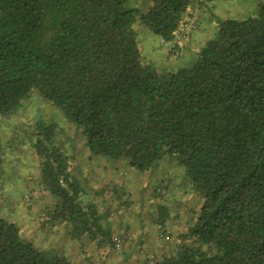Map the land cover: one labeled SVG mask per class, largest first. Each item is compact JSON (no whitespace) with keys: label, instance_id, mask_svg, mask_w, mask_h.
Returning a JSON list of instances; mask_svg holds the SVG:
<instances>
[{"label":"trees","instance_id":"trees-1","mask_svg":"<svg viewBox=\"0 0 264 264\" xmlns=\"http://www.w3.org/2000/svg\"><path fill=\"white\" fill-rule=\"evenodd\" d=\"M196 2L204 4L151 0L142 10L129 0H0V117L38 91L92 154L145 171L175 153L203 202L193 239L181 233L175 251L153 264H264V4L245 18L220 20L189 66L157 69L138 46L136 24L171 42ZM55 131L37 123L31 145L40 185L55 198L50 222H66L72 238L86 234L99 248H115L97 206L83 201ZM2 164L0 143V189ZM168 216L159 205L161 227ZM0 264L74 263L24 240L0 210Z\"/></svg>","mask_w":264,"mask_h":264},{"label":"rangeland","instance_id":"rangeland-1","mask_svg":"<svg viewBox=\"0 0 264 264\" xmlns=\"http://www.w3.org/2000/svg\"><path fill=\"white\" fill-rule=\"evenodd\" d=\"M201 1L204 4H200L198 26L188 31L187 37L180 42L182 49L176 54L170 52V42L162 41L142 25H135L143 61L167 71L189 66L205 41L214 35L220 20L245 18L257 12L258 3L264 4V0ZM150 4L151 0H129L128 6L144 10ZM37 123L56 125L55 140L71 154L74 174L79 175L81 180L85 177L88 185L108 184L102 192V196L107 195L105 208L100 209L102 220L110 226L113 234H121L123 228L135 234V249L142 264H153L164 254L173 253L179 243L178 236L181 233L189 235L203 199L188 180L175 153H166L155 167L145 171L136 170L126 159L92 154L80 130L66 120L59 108L34 91L11 114L0 117L3 152L0 210L2 217L18 225L24 240L50 255L62 254L74 264H132L130 261H115L114 249L116 252L121 250V236H115L119 245H115L114 249L108 246L99 252L89 237L90 241L84 237L69 236L65 232L68 227L66 222H50L47 209L54 205L55 198L39 190V158L31 146ZM114 182H117V192ZM162 204L169 210L163 227L157 223L158 207ZM37 223L55 230H46L42 226H39L42 229L37 228ZM159 232L160 238L157 239L155 236ZM188 238L190 241L193 239L191 235ZM158 244L164 245L163 251L158 250ZM91 247L95 248L91 253L93 258L78 262V257H84L82 249L88 254ZM203 249L209 254L216 252L213 246H204Z\"/></svg>","mask_w":264,"mask_h":264},{"label":"crops","instance_id":"crops-1","mask_svg":"<svg viewBox=\"0 0 264 264\" xmlns=\"http://www.w3.org/2000/svg\"><path fill=\"white\" fill-rule=\"evenodd\" d=\"M197 32H198V29L196 31H194V34L197 33ZM74 175H76L79 178V180L81 181V183L84 186L85 192L82 195L83 201L87 202V203H94L97 206L99 212H100L101 208H105L104 207V204L106 203L105 202V197L107 198V195L105 194V196H102V192L104 190H106L108 184L106 183V184L100 185L99 183H92V184L88 185L85 182V177H84V180H81L79 175H77V174H74ZM108 182H111V180L108 181ZM115 184H117V182H114V186H113L115 188V191L117 192V188H116L117 186ZM120 187H122V186H120ZM39 190L42 191L43 193L45 191V190H43L41 185H40V189ZM107 208H110V207H107ZM39 226H42V228L46 229V230H52V229L55 230V228H53V227H51V228L44 227L43 223H41V225L39 223L36 224L37 228H41ZM157 227H158V225H157ZM69 231H70V226L68 225L67 229H65V232H67L69 234ZM69 236H70V234H69ZM115 236H121L122 239H123L122 240V248H121V250L119 252H116L114 247H112L114 249V254H115V258H116L115 261L116 262H117V260H119L120 262L130 261V263H132V264H140L141 263L140 260H139L140 256H139L138 251L135 249L136 248L135 242H136V238H137L135 236V234L132 233L127 228H123L122 233L121 234L120 233L113 234V238ZM81 237H84L87 240H89L88 236L86 234L80 236V238ZM155 237L157 239L160 238V232L158 234H156ZM95 246H96L97 251H99V252H102V250H104L106 248V247L99 248L97 246L96 242H95ZM125 247H126V249H125ZM163 247H164L163 244L162 245L158 244L157 248H158V250L160 249L161 251H163L164 250ZM94 249H95L94 247H91L89 249V251H88V254H87V250H83L82 249V251H83L82 254H83L84 257H78L77 261L81 262V261H85L87 259L89 260L90 258H93L92 254L94 252Z\"/></svg>","mask_w":264,"mask_h":264},{"label":"built area","instance_id":"built-area-1","mask_svg":"<svg viewBox=\"0 0 264 264\" xmlns=\"http://www.w3.org/2000/svg\"><path fill=\"white\" fill-rule=\"evenodd\" d=\"M199 11H200V7H199L198 2H196V5L193 8L192 17L181 26L179 32L175 35L174 39L170 42L171 49H173L176 45H179L181 40L187 37L188 31L194 30L196 28V22L199 17ZM118 245L119 244L117 243V246Z\"/></svg>","mask_w":264,"mask_h":264}]
</instances>
